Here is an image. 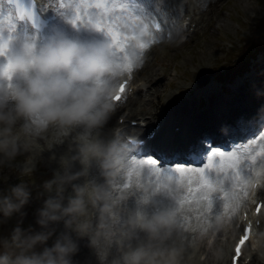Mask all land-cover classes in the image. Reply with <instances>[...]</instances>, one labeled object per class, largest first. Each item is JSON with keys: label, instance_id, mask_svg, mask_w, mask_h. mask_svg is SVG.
I'll use <instances>...</instances> for the list:
<instances>
[{"label": "clouds", "instance_id": "1", "mask_svg": "<svg viewBox=\"0 0 264 264\" xmlns=\"http://www.w3.org/2000/svg\"><path fill=\"white\" fill-rule=\"evenodd\" d=\"M12 39L7 38L5 57L26 67L9 79L3 75L7 59L0 64V169L31 153L37 140L45 142L47 162L56 167L42 186L46 198L36 212L38 228L21 226L32 197L27 183L0 193V223L20 217L10 237L0 239V264H78L74 257L84 238L97 264H180L183 249L172 240L183 227L178 203L159 206L155 197L164 190L134 181V175H141L135 158L127 162L126 146L103 135L115 111L114 77L120 71L108 45L58 36L38 50L37 38L28 37L16 53L10 51ZM62 70L70 76L59 75ZM18 74L24 83L14 82ZM94 164L103 182L92 175ZM36 168L32 160L21 172ZM257 175L264 177V169ZM120 176L122 184L117 182ZM132 197L136 207L127 208ZM149 206L156 210L149 212ZM141 232L146 239L140 238ZM250 240V255L264 259V231L253 230Z\"/></svg>", "mask_w": 264, "mask_h": 264}, {"label": "rangeland", "instance_id": "2", "mask_svg": "<svg viewBox=\"0 0 264 264\" xmlns=\"http://www.w3.org/2000/svg\"><path fill=\"white\" fill-rule=\"evenodd\" d=\"M181 1L189 2L188 4L195 5V8L200 7L192 0ZM199 19V14H197L195 20H193L195 29L186 40L179 41L178 43H172L170 40L167 43L161 42V44H157L156 52L153 50L151 51L155 52L154 58L150 64L145 65L140 72V77L143 76L148 79L152 76L153 81H151L153 83L151 88L154 87V94L151 95V98L156 99V104L158 105L154 109L158 112L160 111V104L166 106L167 103L170 104L173 99L178 101L191 99L195 102L196 99H194L193 96H187L190 91L201 96L204 103L209 102L212 97L215 104L218 99L224 101V97H229L231 102L235 103L243 100V97H247V91L253 90V84L257 82L258 78L264 80V67H260L261 62L264 61V0H220L218 1L217 8L210 14V17L202 19L201 21ZM195 21H197V24ZM128 35H132V33ZM148 55L149 54H147V56ZM145 57L146 56H144V58ZM136 71L138 72V68H136ZM137 72L135 73L138 74ZM206 76L208 79H206ZM239 79L245 82H249L250 79H253L250 83L252 87L245 88L242 85L233 84L235 88L239 86L242 89V95H235L233 93L234 87L231 85L233 82H238ZM202 80L203 82H201ZM148 84H150V82ZM259 87L260 88L257 87V89H263L262 86ZM156 89H158L157 92ZM213 92L215 93L214 96H212ZM157 95L160 100L157 98ZM147 104L149 103H142L141 107L140 104L134 105L133 107L130 105V108L131 111H135V113H140L143 109V113H148ZM192 105L195 104L190 103L188 107L191 109L200 107L198 105ZM42 142L44 141H35V147L32 149L31 153L18 156L13 166L0 169V193L6 194L10 186L17 185L21 182L27 183L30 187L32 197L30 203L23 209L26 216L23 218L21 224L25 229L30 225L38 228L35 224L36 212L37 209L42 206L43 200L46 198V194L41 195V188H43L42 186L45 181L52 178L53 169L56 167L55 164L47 162L49 153L47 152L46 145L42 144ZM57 151H63V148L57 149ZM32 160L37 161L36 170L28 174H23L21 169ZM95 173L100 174V169L94 164L92 175ZM96 177L98 178V176ZM171 177H174V175ZM144 184L153 185L149 179ZM32 186L34 188H32ZM180 186L181 185H179V187ZM183 187L181 186L180 188ZM185 188L186 187H184L183 190ZM35 189L36 191H33ZM68 192H71V188L68 189ZM242 197L243 192H240L238 197L232 199V208L236 209L238 207L239 203L242 201ZM195 205V203L191 206L185 205L186 210L183 212V216L186 218V221L190 222V228L185 230L186 233L196 232L195 230L199 227L196 224L197 220H188L190 216L197 213V207ZM201 209L205 211L203 206H200V210ZM231 211L232 209H229L230 213ZM2 219V214H0V220ZM19 220L20 217L17 214L7 219L5 222L0 223V239L10 237L12 230L17 226ZM60 229H63V224L60 225ZM232 235L230 233L229 236L226 232L221 233L219 238L222 242L213 243V239L210 240L207 244V256L202 260L198 258L201 249L199 250L200 244L196 247L197 242L190 241L183 245L179 241L178 245H175L177 247L182 246L181 248L183 250L186 249L188 251V264H216L223 256H225L226 264H228ZM228 237L229 245L227 246L226 240ZM173 238L175 237L173 236L172 240ZM87 241V238L79 240V251L82 252H80L79 255L77 254L79 257L77 260L74 257V260L81 262L79 264H89L96 258L92 249L88 246ZM169 242L171 243L172 241ZM48 243L49 246H51L52 241L50 240ZM193 257H196L195 260ZM252 261L253 264H264V259L259 258V256L253 258Z\"/></svg>", "mask_w": 264, "mask_h": 264}, {"label": "snow or ice", "instance_id": "3", "mask_svg": "<svg viewBox=\"0 0 264 264\" xmlns=\"http://www.w3.org/2000/svg\"><path fill=\"white\" fill-rule=\"evenodd\" d=\"M60 8L65 9L70 13V21L75 26L78 24H83L90 26L95 30L104 33L109 38L108 51L111 58L120 65L119 73L114 77L117 81L118 77H122L127 74L131 77V74L134 71V67H139L142 64V58L145 55L148 44L137 43L136 36L133 35L129 37L127 33V28H124L122 25L117 24L116 26L111 25V21L116 19L117 15L120 13H130L137 20L142 21L141 27L146 30L148 25L154 24V27L159 33L161 25L167 29L170 27L168 23V18L171 15L170 5L168 0H158L157 3H152L151 0H122L118 5L113 4L109 6L105 0H96L93 4L80 3V4H65L60 3ZM91 8L93 12L99 15V20L93 26L92 20L87 19L81 16V10L85 12L87 9ZM32 18V17H31ZM106 18V19H105ZM21 20L25 19V16H20ZM157 19L159 22H157ZM174 23V21H173ZM145 33L142 31L140 33L143 36ZM11 35L8 36L10 40ZM151 43V42H150ZM8 42L5 41L3 44H0V57H5L8 51ZM26 67L22 62L13 60L11 58L7 59V63L3 68V75L11 79L12 74L18 69ZM127 81H124L120 84L119 90L120 93L125 92L124 85ZM126 98V97H124ZM116 101H121L122 96L117 95L115 97ZM249 123H251L249 121ZM155 133L152 134L154 136ZM151 138V136L149 137ZM257 141H264V129H261L259 132L255 133L248 138L244 143L255 144ZM143 143V142H141ZM209 154L211 156L223 157L224 152L214 151L212 148H209ZM258 155L260 159H258ZM131 158H135L133 155ZM230 159V172L221 173L224 177V180L227 181L225 185L223 181H218L219 187L217 184H214L211 179L206 178V169L205 164L208 160V157H205V161L202 164L198 165H177L176 171L182 172L185 167L192 169L195 168V173L199 176L198 180H189L187 186L182 191H177L176 189L165 184L161 187L164 190V194L171 198L172 203L175 201L178 203L180 208V221H184L186 218L183 216L185 205L191 206L194 203L197 205L198 215H203L204 213L200 211V206L206 210L208 214H216L221 210L224 214L229 215V218L232 214H235V209L232 208V199L238 197L240 192H243V196L246 199H251L249 197V190H254L258 185H260L261 177L257 175L259 169H264V153L260 154H247L241 159L239 156L233 154L229 157ZM142 163L149 166V171L151 166L158 164L159 161L153 157H148L142 161ZM208 173L215 174V170L211 168V165H207ZM171 194L170 196L168 194ZM255 195V191H253ZM256 203V201H252ZM171 203V204H172ZM264 206L260 203H257L255 212L257 215L261 214V207ZM229 209H232L229 213ZM248 216L245 213L244 219L247 220ZM259 223V221H257ZM253 231V224L247 223L246 227L243 230V234L239 239V243L235 248V261L238 260L242 255V249L245 247L246 242L250 241V235Z\"/></svg>", "mask_w": 264, "mask_h": 264}, {"label": "bare ground", "instance_id": "4", "mask_svg": "<svg viewBox=\"0 0 264 264\" xmlns=\"http://www.w3.org/2000/svg\"><path fill=\"white\" fill-rule=\"evenodd\" d=\"M59 1H61V0H59ZM88 1H90V4H93V2H96V0H88ZM192 1H194L197 4V6H200V7L195 8L194 7L195 5L184 4V9H185V11H188L190 13L192 12V15H193L192 19L195 18V16L197 14H199V17H200L199 20L201 21L202 19H206V18L210 17V14L213 12V10H215L217 8L218 1H220V0H192ZM62 2L63 3L64 2L65 3L68 2L69 3V2H72V1L62 0ZM119 2H120V0H114V2L111 3L109 6H111L113 4L118 5V4H120ZM74 4H75V1H73V5ZM190 10H192V11H190ZM93 13H94V17H92ZM81 15H83L87 19H91L92 23H93V26L99 20V15L97 13L93 12V10L91 8L87 9L86 12L82 9ZM197 19H198V17H197ZM197 21H195V22H197ZM117 24L122 25L124 28H127V29H129L130 32L134 33L133 35L136 36V42L138 44L139 43L148 44L149 45L148 48H147L148 52H151L152 50L155 51L157 43L159 41H160L159 43H161L163 41L162 39H161L162 41L158 39V40L153 42V40H151L145 34L143 36H141L140 33L142 31L144 33L147 32V33L151 34V30H150L149 27L146 30H144L141 27L142 21L141 20H137L132 14H129V15H125L124 13L118 14L116 19L111 21V25L112 26H116ZM83 27L86 30L94 31V32L99 33V34H104L102 32H99V31L95 30L94 28H92L90 26L83 25ZM7 38L8 37L0 38V41H7ZM105 42H108V41H105ZM10 51L19 53L18 50L15 47H13V41L11 42ZM147 54H149V53H147ZM4 58L5 57H0V64H2V61H3ZM145 58L148 61V63L150 64L151 57H149V55H148ZM263 73H264V71H263ZM59 75L65 77V76L68 75V72L66 70H62L61 73H59ZM148 79L152 80V76L149 77ZM257 82L255 84H256V86L258 88H260L259 86H262L264 88V80L262 78H258ZM134 86L138 88L139 87V83L138 82L134 83ZM237 88H239L240 91L242 90L239 86H237ZM214 89H213V91H214ZM252 89L253 90H251V91L250 90L247 91V94H248L249 91L251 92V93H249V96L247 95V97H243V100H240L238 102L245 101L246 105L249 104V100H250L251 94H257L258 93L256 88L252 87ZM157 90L158 89H156V92H157ZM214 95H215V93L213 92L212 96H214ZM157 98L159 99L158 95H157ZM190 98H192V97H190ZM134 99L135 98L130 99V101L133 102ZM139 99H141V96L138 98V100ZM224 101L229 103L231 101V99L229 97H224ZM146 102L149 103V104L146 105L148 107L149 116L152 117V116L155 115V118H157L156 121L158 123L155 126V128H156L155 141L156 142H158L160 140V134L159 133H161V132H163L162 134L164 136L170 135V136L175 137L176 139H179V142H181L182 140H185V138H188L191 135H197V134L203 135V134H206V133L209 132V129H208V127L210 126L209 119L214 118V119H216L219 122V124H222V123L226 122L225 121V114L229 110H231V107L218 109L217 106L219 104V101H216L217 102L216 103L217 105H216L215 102H214L213 97L210 98L209 102H207V103H203L201 97L197 98L195 100V102L193 100H191V99H183L181 101L173 99L170 104L167 103L166 106H163V108L159 112L154 109L158 105V104H156V100H153V99L151 100L150 99V100H147ZM190 103H194L195 104V105H192V106L198 105V106H201V107H200V109H198V107H196L194 109L195 110V114H196L195 117H192V118L188 117L187 120H186V116H188L189 111L191 109L190 107H188V105ZM170 117H171L172 120L169 119ZM236 119H237V116L233 117V119L231 121H235ZM112 120H113V116L111 115V118L108 121V124L111 123ZM175 127H178V128H175ZM176 145H178V143L177 144H173V146H176ZM262 145H263V148H264V141H262ZM229 157L230 156L224 155L223 156V162L217 164L214 168H212V169L215 170V174H209L207 166L205 167V169H206V178L211 179L214 184H217L218 187L220 186L218 181H223L225 185L227 184V181L224 180V177H223V175L221 173H229L230 172V168H229L230 159H229ZM209 164L212 165V161L211 160H210ZM93 171H94V169H93ZM191 175H197L195 173V168H192V169L184 168V170L182 172L177 171V173L174 175V177L166 178V179H164V181H166V183H168V185L170 187L174 188V189L179 187V185H181L182 187L183 186L186 187L187 186V182L189 181V177ZM198 178H199V176H198ZM163 197H165V195L163 193H159L155 197L158 205L167 206V205H170L172 203L170 198H165L164 201L160 202V200H162ZM255 197H257V199L264 198V189L261 188L260 186H258V188H256L255 195L252 194V198H255ZM241 200H242V198H241ZM151 207H153V206H149L148 207V211L149 212H150V210L153 211V209ZM185 210H186V207H185L184 211ZM196 210H197V208H196ZM235 217H236V215H235ZM227 218H228V216L226 214H224V212L222 210L219 213H216V214H208L206 211H204V214L201 215L196 221V224L199 226L198 229L195 230L196 232L186 233V231L181 230L180 231V237H186V239H189L191 236H194L196 240L202 241V239H204V237H205V235L202 234V229L205 230V231H208V227H210L212 223H216V224L219 223L217 225H222V227L224 228L225 225L221 224V223L225 222ZM232 225L235 226L234 223ZM192 230H194V229H192ZM84 239H86V238H84ZM82 243H83V241H82ZM202 245L203 244H201V246ZM224 245L226 246L225 243H224ZM221 246H222V244H221ZM85 247H86V245H85ZM196 247H197V245H196ZM79 252H82V251H79ZM223 254H225V253H223ZM195 258H194V260H195ZM188 259H191V258H188ZM219 264H225L224 258L221 259Z\"/></svg>", "mask_w": 264, "mask_h": 264}]
</instances>
